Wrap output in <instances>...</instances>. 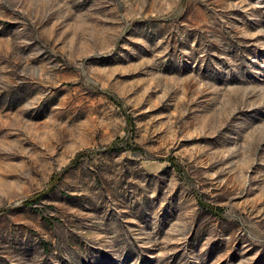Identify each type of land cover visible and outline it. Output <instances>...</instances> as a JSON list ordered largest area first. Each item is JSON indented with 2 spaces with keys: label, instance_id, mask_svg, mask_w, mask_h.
<instances>
[{
  "label": "rangeland",
  "instance_id": "374dc122",
  "mask_svg": "<svg viewBox=\"0 0 264 264\" xmlns=\"http://www.w3.org/2000/svg\"><path fill=\"white\" fill-rule=\"evenodd\" d=\"M0 264H264V0H0Z\"/></svg>",
  "mask_w": 264,
  "mask_h": 264
}]
</instances>
